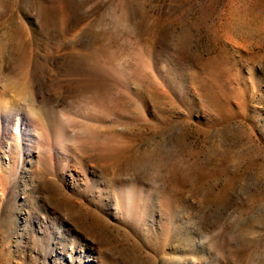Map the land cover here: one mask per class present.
<instances>
[{"label":"rangeland","instance_id":"374dc122","mask_svg":"<svg viewBox=\"0 0 264 264\" xmlns=\"http://www.w3.org/2000/svg\"><path fill=\"white\" fill-rule=\"evenodd\" d=\"M0 264H264V0H0Z\"/></svg>","mask_w":264,"mask_h":264}]
</instances>
